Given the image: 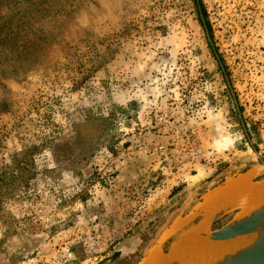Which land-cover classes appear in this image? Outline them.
I'll return each mask as SVG.
<instances>
[{
    "label": "rangeland",
    "instance_id": "obj_1",
    "mask_svg": "<svg viewBox=\"0 0 264 264\" xmlns=\"http://www.w3.org/2000/svg\"><path fill=\"white\" fill-rule=\"evenodd\" d=\"M200 2L211 36L193 0H0V264H141L264 180V0Z\"/></svg>",
    "mask_w": 264,
    "mask_h": 264
},
{
    "label": "water",
    "instance_id": "obj_2",
    "mask_svg": "<svg viewBox=\"0 0 264 264\" xmlns=\"http://www.w3.org/2000/svg\"><path fill=\"white\" fill-rule=\"evenodd\" d=\"M209 43H211L210 39ZM258 158L264 167V161L260 157ZM240 204V200H235L218 209H213L205 204V207L190 218L183 227L166 238L162 243L163 252L171 254L179 243L190 236L204 220H209V227H211L220 217L231 212L234 206ZM254 233L256 238L253 243L230 256H225L216 264H264V203L248 212L241 213L240 217L224 226L202 235L208 236L211 240H228ZM169 264H181V258L174 256Z\"/></svg>",
    "mask_w": 264,
    "mask_h": 264
},
{
    "label": "bare ground",
    "instance_id": "obj_3",
    "mask_svg": "<svg viewBox=\"0 0 264 264\" xmlns=\"http://www.w3.org/2000/svg\"><path fill=\"white\" fill-rule=\"evenodd\" d=\"M256 186L257 184L250 182V175L248 173H245L241 181H238L237 183L235 182L232 185L229 195H231V192H233V194L234 192L236 193V191H243L254 194L256 197V201L253 202V204L255 203V207H257L258 205L264 203V184L259 187ZM211 196L214 197L215 194ZM210 198L213 199L212 197H209L207 199ZM215 199L218 200V197ZM217 200H215V202ZM215 202H210L209 205L211 203H213L214 205L216 204ZM218 203L220 204V202ZM218 203L216 205H218ZM207 227H209V220H204L198 225V227L195 228L190 236L179 243V245L175 250H173L171 254L165 253L162 250L159 253H154V258L147 257L144 261H142L143 263L141 264H169L171 258L174 256L181 258V264H216L220 262L225 256H230L235 252L249 246L256 238V234L254 233L244 236H238L236 238L228 240H211L208 236L202 235L206 233Z\"/></svg>",
    "mask_w": 264,
    "mask_h": 264
},
{
    "label": "crops",
    "instance_id": "obj_4",
    "mask_svg": "<svg viewBox=\"0 0 264 264\" xmlns=\"http://www.w3.org/2000/svg\"><path fill=\"white\" fill-rule=\"evenodd\" d=\"M247 174V173H246ZM243 177H244V174L243 175H241L239 178H237V179H234V180H232V181H230V182H228L226 185H224L222 188H220V189H218V190H216V191H214L213 193H211L207 198H209V197H212L213 199H207L206 200V202L208 203H206L207 205H209V203L210 202H215V200H217V199H215V198H217L218 197V200L215 202L216 204L218 203V202H220V204L218 203V205H216V204H214L213 205V203H211L209 206H211V208H213V209H218V208H220V207H222V206H224V205H226V204H228V203H230V202H232V201H235V200H240V205H238V206H234L233 207V210L231 211V212H233V211H235V210H241V212H248L250 209H253V208H255V203L253 204V202H255L256 201V197H255V195L254 194H251V193H247V192H243V191H236V193L234 192V194H233V192H231L230 194L231 195H229V192H230V188L232 187V185L236 182H238V181H241L242 179H243ZM250 182L251 183H254V184H257V186L256 187H259V186H261V185H263L264 184V181L263 180H261V181H253L252 179H251V176H250ZM259 184V185H258ZM261 184V185H260ZM225 189V190H224ZM220 190V191H219ZM229 190V191H228ZM228 191V192H227ZM220 193V194H219ZM226 195H225V194ZM227 193H228V195H227ZM215 194V196L213 197V196H211V195H214ZM217 194H219V195H217ZM217 195V196H216ZM222 195H225V196H222ZM221 197V198H220ZM222 197H223V199H222ZM222 201H221V200ZM210 200V201H209ZM213 200V201H212ZM220 200V201H219ZM209 201V202H208ZM252 202V203H251ZM250 203V204H249ZM253 204V205H252ZM247 206H249V207H247Z\"/></svg>",
    "mask_w": 264,
    "mask_h": 264
},
{
    "label": "trees",
    "instance_id": "obj_5",
    "mask_svg": "<svg viewBox=\"0 0 264 264\" xmlns=\"http://www.w3.org/2000/svg\"><path fill=\"white\" fill-rule=\"evenodd\" d=\"M193 2L195 3L196 6L199 7V9H198V18H199V21H200V23H201V25H202L203 30H204L205 33H207V34H208V32H209V35L211 36V34H210V28H209V26H208V22H207L206 19H205V12H204V10H203V8H202V5H201L200 0H193ZM199 14H200V15H199ZM203 19H204V20H203ZM209 47H210V49L213 51L215 58H217V60H218V62H219V65H221V62H222V61H221V59L218 57V55H217V53H216V50H214V48H213V46H212L211 43H209Z\"/></svg>",
    "mask_w": 264,
    "mask_h": 264
}]
</instances>
